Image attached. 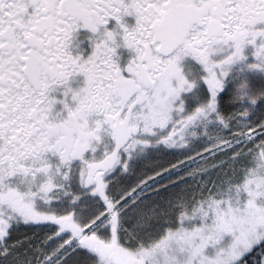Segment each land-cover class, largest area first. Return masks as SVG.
<instances>
[{
    "label": "snow or ice",
    "instance_id": "6c2138e0",
    "mask_svg": "<svg viewBox=\"0 0 264 264\" xmlns=\"http://www.w3.org/2000/svg\"><path fill=\"white\" fill-rule=\"evenodd\" d=\"M0 264H264V0H0Z\"/></svg>",
    "mask_w": 264,
    "mask_h": 264
}]
</instances>
